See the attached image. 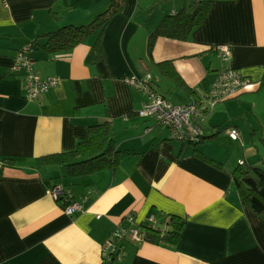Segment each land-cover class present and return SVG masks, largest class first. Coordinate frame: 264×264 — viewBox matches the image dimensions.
<instances>
[{
    "label": "crops",
    "instance_id": "obj_1",
    "mask_svg": "<svg viewBox=\"0 0 264 264\" xmlns=\"http://www.w3.org/2000/svg\"><path fill=\"white\" fill-rule=\"evenodd\" d=\"M110 1L0 0V264H103L115 252L114 264H264V220L242 201L232 175L240 164L264 170V149L234 113L245 104L243 94L264 90V0H210L207 17L187 40L157 30L188 0H120L98 60L90 58L98 32L67 52L44 47L47 37L39 36L87 25ZM221 46L231 48L229 67L249 82L209 111L204 141L185 143L155 129L159 124L144 114L147 93L129 78L151 75L159 94L188 104L209 94L221 72ZM29 47L36 71L61 80L35 101L27 98L26 72L12 71L19 51ZM254 105L253 121L263 128L264 114ZM105 120L120 152L116 169L78 175L75 167L43 161L73 150ZM230 141L233 148L241 142L238 161L230 150L214 151ZM56 184L84 199L81 212H65L64 200L49 194ZM129 215L138 224L154 216L164 227L173 215L186 223L177 244L124 237L109 253Z\"/></svg>",
    "mask_w": 264,
    "mask_h": 264
},
{
    "label": "trees",
    "instance_id": "obj_2",
    "mask_svg": "<svg viewBox=\"0 0 264 264\" xmlns=\"http://www.w3.org/2000/svg\"><path fill=\"white\" fill-rule=\"evenodd\" d=\"M211 3L210 0H188L187 7H184L180 13L167 17L157 32L159 31V33H163L168 37L187 40L193 28L202 23L207 17ZM121 6L120 0H111L109 8L93 22L79 26L68 25L39 37H47L44 47L50 53L59 54L71 50L89 36L98 32L95 49L90 55L91 60H98L102 54L101 37L103 30L112 15ZM187 8H190V10L187 11ZM260 89H264V76L260 83ZM110 127L111 122L109 120L92 126L89 139L80 142L73 150L46 156L42 159L47 163L65 164L68 168L75 167L77 168L75 173L78 175L90 174L106 167L116 169L120 152L117 150ZM185 143L194 144L192 142ZM212 161L215 165L221 167L220 162ZM232 175L235 187L241 193L242 201L264 220V170L257 167H245L240 164ZM185 223V219L173 215L168 217L164 227L157 226L149 221H143L139 224L137 222V225L143 241H168L177 244L181 239ZM118 255V252L110 253V256L104 258L103 264H114Z\"/></svg>",
    "mask_w": 264,
    "mask_h": 264
},
{
    "label": "built area",
    "instance_id": "obj_3",
    "mask_svg": "<svg viewBox=\"0 0 264 264\" xmlns=\"http://www.w3.org/2000/svg\"><path fill=\"white\" fill-rule=\"evenodd\" d=\"M224 61H228L231 55L229 46L217 48ZM33 48H25L19 51L12 67L13 72L21 70L26 72L27 98L30 101L37 100L41 94L49 92L60 84L57 76L43 78L35 69V58L32 55ZM152 76L147 80H140L137 77L129 78V83L147 93V102L144 106V114L153 117L159 125L166 126L170 132V138L182 142H192L197 144L204 138L202 122L214 106L226 99L237 96L247 85L248 78L242 71L236 68L222 70L216 80L211 84L210 92L207 96L194 99L188 104L174 105L166 96L159 94L153 87ZM231 136L238 139V131H231ZM243 163V162H242ZM49 194L56 200L66 202L65 212L74 215L83 210V201L74 199L70 190L65 189L61 184L54 185ZM155 224V217L147 219ZM126 226L118 228L112 235V240L106 247L109 253L115 249V243L121 238L130 237L138 241L143 240L137 220L134 215L126 217ZM168 229V228H166ZM107 256V255H106Z\"/></svg>",
    "mask_w": 264,
    "mask_h": 264
},
{
    "label": "rangeland",
    "instance_id": "obj_4",
    "mask_svg": "<svg viewBox=\"0 0 264 264\" xmlns=\"http://www.w3.org/2000/svg\"><path fill=\"white\" fill-rule=\"evenodd\" d=\"M221 65H222L221 71L224 70V69L230 68L229 67V61H225L224 62L222 60V64ZM262 96H264V90L259 91V92H256V93H253V94H243L242 95V99L245 100V104L241 105L240 107L236 106L237 109H236V111L234 113H236L235 117L241 123H243L244 126L246 125V127L248 129L249 136L250 137L253 136V139L256 140L255 141L256 144L259 145L260 147H262V149H264V141H262L261 138H260L263 135L264 127L262 128L260 122H256V121L254 122L253 121L256 117H255L254 113L251 112V110L249 108V107H251V104L252 103H253V105L256 104V106L254 105L255 106V111L264 114V112H263L264 111V108H263V105L264 104L261 101V99H263ZM173 100H174L175 103H181L180 100H175V99H173ZM233 102H235V100ZM237 102H239V101H237ZM149 120H151V119H149ZM256 120H257V118H256ZM253 126H254V128H253ZM155 129H157L160 132H162V131L165 132L164 130H166L171 135V132L168 131L167 129H165L163 126L158 125L157 127H155ZM222 133H224L225 135H227L229 137V134H228L229 133V130L225 129ZM225 135L222 136V134H220L219 137L221 138V140H223L225 138ZM217 138H218V136L216 137V139ZM204 139L205 138H203L201 142H203ZM218 140H220V139H218ZM206 141H212V140L210 138H208V139H206ZM247 141L249 142L250 145L253 144L249 138L247 139ZM219 143H221V141H219ZM219 143H216L214 145V147H215L214 148V151H215V149L216 150L217 149H221V150L222 149H227V150H230L229 155L231 157H233L234 160L235 159H237V161L239 160L240 155L242 154V151H241L242 150L241 142L237 143V147H235V148L232 147V144H234V142H231V141H230V143L223 142V144H224L223 146H221V144H219ZM235 144H236V142H235ZM250 167H252V166H250Z\"/></svg>",
    "mask_w": 264,
    "mask_h": 264
},
{
    "label": "bare ground",
    "instance_id": "obj_5",
    "mask_svg": "<svg viewBox=\"0 0 264 264\" xmlns=\"http://www.w3.org/2000/svg\"><path fill=\"white\" fill-rule=\"evenodd\" d=\"M205 138V137H204Z\"/></svg>",
    "mask_w": 264,
    "mask_h": 264
}]
</instances>
